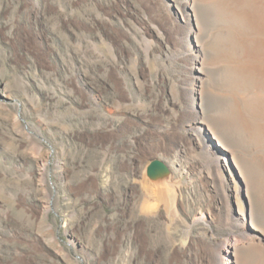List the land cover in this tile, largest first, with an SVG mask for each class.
Wrapping results in <instances>:
<instances>
[{"label": "rangeland", "instance_id": "1", "mask_svg": "<svg viewBox=\"0 0 264 264\" xmlns=\"http://www.w3.org/2000/svg\"><path fill=\"white\" fill-rule=\"evenodd\" d=\"M236 242L264 264V0H0V264Z\"/></svg>", "mask_w": 264, "mask_h": 264}, {"label": "bare ground", "instance_id": "2", "mask_svg": "<svg viewBox=\"0 0 264 264\" xmlns=\"http://www.w3.org/2000/svg\"><path fill=\"white\" fill-rule=\"evenodd\" d=\"M218 145L221 146V147H223V148H225L224 145L221 142H219ZM233 163L236 165V167H238V164L236 163L235 160L233 161ZM239 173H240V177L243 178L244 177V173H243V171H241L240 168H239ZM247 176L248 175H246V173H245V177H247ZM165 182H166V179L158 180L157 181V183H159L160 186H161L160 195L164 193V184H165ZM144 189H145V191L150 192V194L153 195L154 197H157L158 196V193L156 191L154 192L149 187H145ZM247 192L249 194V190ZM154 193H155V195H154ZM235 194H236V199H237L238 198V191H235ZM175 199H176L175 192L174 191H169L168 194H167V196H166V201L168 203H170V202H174ZM155 207H157L156 204L155 205H151V204H148L147 202H145V204L142 205L141 210L143 212L147 213V212L153 211L155 209ZM251 215H252V213H251ZM242 242L244 243V241H242ZM242 242H239V243L236 242L234 244H231V246H230V250H231L230 253H231V256L234 257V259L236 261L235 264H240L241 263V261H240V254H241V252L240 251H241V248H242ZM134 249H135L134 247L131 248V251H130V254H129V258H132V256L135 255V253L133 252ZM151 253L152 252L149 253L150 258H148V260H146V262H144L143 264H148L149 261H150V263L152 262V264H160L159 263L160 261L156 260V255L154 256L153 253L152 254Z\"/></svg>", "mask_w": 264, "mask_h": 264}]
</instances>
